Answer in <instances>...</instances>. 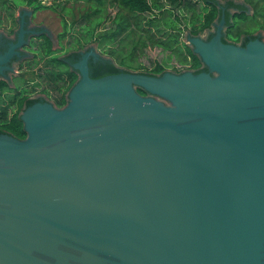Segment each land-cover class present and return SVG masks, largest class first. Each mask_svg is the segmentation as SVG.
<instances>
[{
	"label": "water",
	"instance_id": "95a60500",
	"mask_svg": "<svg viewBox=\"0 0 264 264\" xmlns=\"http://www.w3.org/2000/svg\"><path fill=\"white\" fill-rule=\"evenodd\" d=\"M185 41L202 69L81 52L66 102L0 133V264H264V40Z\"/></svg>",
	"mask_w": 264,
	"mask_h": 264
},
{
	"label": "flooded vegetation",
	"instance_id": "af4514ba",
	"mask_svg": "<svg viewBox=\"0 0 264 264\" xmlns=\"http://www.w3.org/2000/svg\"><path fill=\"white\" fill-rule=\"evenodd\" d=\"M244 1L252 6L251 0ZM202 2L200 19L211 4L216 10L209 24L198 31L191 29L197 28L199 21L192 25L193 28L189 26L190 22L180 24L181 28L190 27L188 30L191 34L204 33L202 37L205 39L218 30L223 42L244 44L252 38L264 40V24L246 30L248 24L244 21L249 16L236 15L240 12L252 15L253 6L248 13L244 3L234 0ZM39 4L36 0L30 4L27 0L18 3L0 0V133L13 135L23 131L24 134L18 136L23 137L22 113L32 103L48 102L60 107L66 102L68 89L78 73L74 63L81 55L79 49L83 47L82 52L90 49L86 45L88 42L94 43L92 49L96 52V56L88 54L86 62L91 76H100L109 61L122 66L111 55V60L106 57L108 43L100 44L92 35L89 36V32L82 31V27L77 31L76 28L72 29L70 22L53 24L45 22L44 18H37L38 13L51 5L45 0H40ZM221 17L223 20L218 24ZM185 44L189 47L183 40L179 45L183 48ZM202 67L200 62L197 68Z\"/></svg>",
	"mask_w": 264,
	"mask_h": 264
},
{
	"label": "trees",
	"instance_id": "16d2710c",
	"mask_svg": "<svg viewBox=\"0 0 264 264\" xmlns=\"http://www.w3.org/2000/svg\"><path fill=\"white\" fill-rule=\"evenodd\" d=\"M35 0H27L30 4ZM39 4L40 0H36ZM115 3L117 6L116 11L111 16V24L101 30H96L94 25L82 27L81 30L89 32V36L96 38L100 44L106 42L108 44H115L114 46H108L106 51L111 55L115 61L127 68H133L144 72L158 73L165 69V63L160 61H153L148 69H141L144 67L142 63L137 61V57L143 51L144 46L147 44H156L162 48L169 49L179 62H187V66L195 67V70H199L197 66L200 63L199 58L193 53L186 44L183 48L178 43L180 24H187L193 22L194 19H198L199 26L191 29V31H198L204 26H207L210 20L215 15V7L211 4V8L207 9L203 14H200L196 9L193 0H109ZM253 6L252 15H246L243 12L236 13L239 17L250 16L255 22H257L256 15L264 17V0H251ZM175 8V10H174ZM172 14V18L168 15L163 16L164 11ZM159 12V19L162 26H170V29L174 27L176 31L163 28V31L157 28V35H154L150 31L152 26H157L160 22H156V16H153V12ZM144 12H150L153 15L146 16ZM188 13V14H187ZM145 15V16H144ZM199 15V16H198ZM96 22H100L99 16H97ZM261 24V23H259ZM119 67L112 61H109L105 68L101 71V74L111 73L119 71ZM100 74V75H101ZM92 76H96L93 74ZM23 131L18 134L13 133L15 136H22Z\"/></svg>",
	"mask_w": 264,
	"mask_h": 264
},
{
	"label": "rangeland",
	"instance_id": "374dc122",
	"mask_svg": "<svg viewBox=\"0 0 264 264\" xmlns=\"http://www.w3.org/2000/svg\"><path fill=\"white\" fill-rule=\"evenodd\" d=\"M21 1L23 0H12L13 3H18ZM234 1L244 3L246 6V11L248 13L252 11V6L250 5L249 2H245L244 0H234ZM45 2H49L51 5L46 6L47 7L46 10L38 13V15L36 16L37 18H44L43 20L45 22L53 23V24H58L60 21L70 22L72 24V29L76 28L77 31L80 30L81 26L87 27V26L94 25L95 30H99V29L101 30L103 28L108 27L112 23L111 16L114 14V12L117 9L116 4L110 2L109 0H45ZM202 3H203L202 0H196L195 6L197 10L201 8V5L203 6ZM0 8L2 7L0 6ZM10 10L8 12H10ZM144 13L146 16L154 14L153 16L157 17L156 22L157 21L160 22L157 26H152L150 29V31L153 32L154 35H157V33L159 32L157 31V28L163 31V29L161 28L163 26L159 19V16H160L159 12L155 11L153 12V14H151L150 12H144ZM164 15H168L172 18V14L168 13L167 10L163 12V16ZM97 16H99L100 18V22L98 23L96 22ZM256 19H257V22H255L249 16L244 21L245 24L246 23L248 24L246 30H253L257 25H259V23H261V25L264 24V17L260 15H256ZM197 21L198 19H194L193 22L189 23L190 24L189 26L192 27V25L197 24ZM165 28L170 29V26L165 25ZM189 28L190 27H187V28L185 27V29L184 28L179 29V35L177 37L179 44L181 43L182 40L185 41L186 32H190L188 30ZM170 30L176 31L174 27H172ZM86 45H88V48L92 49V46L94 45V43L88 42V44ZM114 45L115 44L110 43L108 46H114ZM82 48L79 49V52L83 51ZM86 50H89V49H86ZM105 55L110 60L112 59L108 53H106ZM155 60L165 63V66H166L165 69L178 71L184 68H188L187 62H179L176 59V57L173 54H171L169 49L162 48L161 46L156 45V44H147L146 46H144L143 51L137 57V61H139L140 63L144 65V67L141 69H148L153 63V61Z\"/></svg>",
	"mask_w": 264,
	"mask_h": 264
}]
</instances>
